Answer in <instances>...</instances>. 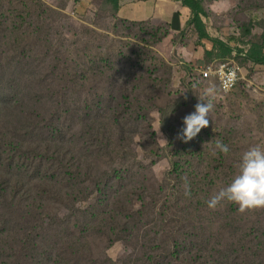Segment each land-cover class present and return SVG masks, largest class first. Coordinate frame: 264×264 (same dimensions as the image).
<instances>
[{"label":"rangeland","instance_id":"rangeland-1","mask_svg":"<svg viewBox=\"0 0 264 264\" xmlns=\"http://www.w3.org/2000/svg\"><path fill=\"white\" fill-rule=\"evenodd\" d=\"M201 1L213 37L240 46L250 20L251 40L264 34V0ZM190 20L176 32L175 20H128L102 0H0V204H13L12 220L0 219V264L11 255L22 264H187L173 253L181 238L203 245L194 228H173L175 190L196 195L207 176L224 187L245 151L264 148V66L255 72L234 55L248 73L223 95L199 72L217 59ZM201 96L213 104L209 126L184 143V117ZM216 210L194 211L211 256L238 248L241 264H263L264 209L234 227Z\"/></svg>","mask_w":264,"mask_h":264},{"label":"trees","instance_id":"trees-1","mask_svg":"<svg viewBox=\"0 0 264 264\" xmlns=\"http://www.w3.org/2000/svg\"><path fill=\"white\" fill-rule=\"evenodd\" d=\"M122 0H102L103 5L107 8L109 12L113 14H118L121 7ZM176 2H181L185 7H188L193 12L192 26L195 29V32L198 35L199 43L204 46L207 42H211L213 45L212 50H206L205 56L208 59L212 60H225L232 58L234 55L236 57H240L242 60L243 66L247 64L253 65H264V34L259 36L257 39L251 40L252 29H253V21L250 20L249 23L243 27V30H240V46L233 45V39L225 42L219 38H214L209 34L206 23L204 22V18L208 17L206 10L203 7V3L201 0H173ZM139 81L143 83L145 88L155 89L158 85L155 82L146 81L142 75L137 76ZM134 77V87L137 85L136 78ZM132 81V82H133ZM131 82V83H132ZM130 84V83H129ZM129 84H124L122 86V93L125 97H132V93H129L130 88L128 89ZM159 90V88L157 89ZM111 143L110 140L105 139L104 146H108ZM225 158H213L212 163L216 168L223 167L225 165ZM177 166V168H176ZM175 167L174 172L178 173L179 166L173 164ZM233 179V178H232ZM231 179V180H232ZM231 180H226L225 185H228ZM218 185H222V182L219 177L206 178L201 179L198 183L199 192L195 195L192 194L190 189V195H186V190H175V204L177 209L181 210V216L177 219H173V222L176 225L173 227H177V224L181 226H190L194 228L197 235L202 238V246L194 247L192 245H186L184 239L182 240V251L178 250L177 254L173 251L174 255H178V258H189L186 261L187 264H241L246 257H241L239 255L238 248H230L228 250L218 248V256L213 258L211 253L214 247L208 248L205 244L208 242L206 239L205 229L203 227H197L195 220V209L198 207V210L206 209L213 212V208L208 206V200L210 197L218 191L220 188ZM215 188V189H213ZM195 195V196H192ZM1 202V201H0ZM4 209H2V208ZM216 215L220 216L222 219H229L232 223L227 224L226 226L234 227L236 224H245L254 222L257 218V210L250 213H240L238 211V206L230 203V202H222V204L217 205ZM13 209L12 202H7L5 204H0V219L5 221L12 220L11 210ZM215 209V208H214ZM130 223L126 221L125 227H128ZM125 229V228H124ZM172 244L178 238V235L173 230L170 233ZM126 238V235H115L114 241H123ZM109 241V239H108ZM11 253H9L10 255ZM18 257L17 255H15ZM13 255L8 256L3 264H22L18 261V259ZM104 264H113V260L106 256L103 261ZM264 264V259L261 261ZM257 264V262H255Z\"/></svg>","mask_w":264,"mask_h":264},{"label":"clouds","instance_id":"clouds-1","mask_svg":"<svg viewBox=\"0 0 264 264\" xmlns=\"http://www.w3.org/2000/svg\"><path fill=\"white\" fill-rule=\"evenodd\" d=\"M198 99L195 111L184 117V127L178 139L188 143L198 136L202 129L209 126V117L213 104L204 96ZM217 148L225 155L229 153L227 145L217 142ZM190 195V190H186ZM230 202L238 206L242 214L264 209V148L259 145L250 147L241 157L238 174L231 182L221 187L208 200L210 208H216L222 202Z\"/></svg>","mask_w":264,"mask_h":264},{"label":"crops","instance_id":"crops-1","mask_svg":"<svg viewBox=\"0 0 264 264\" xmlns=\"http://www.w3.org/2000/svg\"><path fill=\"white\" fill-rule=\"evenodd\" d=\"M178 6H180V9H177L179 8ZM203 7L206 10L205 5H203ZM190 11L191 9L185 7L181 2H176L173 0H122L121 7L117 15L119 17L128 20L151 19L155 21L159 20V21L169 22L170 24H172V21L175 20V26L174 28L173 27L172 28L173 31L175 30L176 32H178L180 28L184 29L185 22L188 19L191 18L190 23L192 22L193 12ZM190 13H192V15ZM205 19L206 18L203 19L204 22ZM248 66L254 67L253 70L255 72H258L257 66H264V65H253L250 63L248 64ZM244 69L246 73L243 71V68L242 69L240 68V73H242L243 75L248 73V70L246 68ZM242 74L241 76L243 79V77L245 76H243ZM254 76L258 78L257 73H255Z\"/></svg>","mask_w":264,"mask_h":264},{"label":"built area","instance_id":"built-area-1","mask_svg":"<svg viewBox=\"0 0 264 264\" xmlns=\"http://www.w3.org/2000/svg\"><path fill=\"white\" fill-rule=\"evenodd\" d=\"M205 81L216 83L219 92L223 95L231 93L241 80L240 68L234 57L226 60H217L205 69L199 70Z\"/></svg>","mask_w":264,"mask_h":264}]
</instances>
